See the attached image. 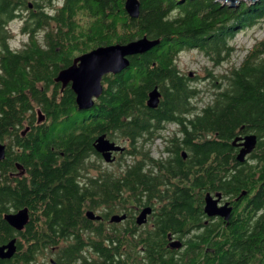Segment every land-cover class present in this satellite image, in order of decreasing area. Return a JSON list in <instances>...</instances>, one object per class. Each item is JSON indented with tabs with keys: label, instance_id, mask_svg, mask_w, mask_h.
<instances>
[{
	"label": "trees",
	"instance_id": "trees-1",
	"mask_svg": "<svg viewBox=\"0 0 264 264\" xmlns=\"http://www.w3.org/2000/svg\"><path fill=\"white\" fill-rule=\"evenodd\" d=\"M29 3L0 0V141L6 146L0 162V245L15 237L2 218L7 204L40 211L44 221L33 218L16 257L0 264H34L53 249L58 264H264V40L248 50L240 66L219 76L208 72L213 100L202 108L194 103L199 91L191 86L197 78L176 65L180 53L191 50L215 66L223 64L234 51L230 41L264 22V0L237 9L217 0H140L138 19L127 14L126 0H36L33 8ZM14 21L22 22L20 35L26 38L16 49ZM143 37L161 43L131 57V67L106 82L90 115L102 124L88 134L68 133L83 114L71 88L59 91L58 74L79 55ZM156 87L161 101L150 109L149 94ZM39 112L47 120L41 125ZM151 120L156 130L163 121L179 123L182 136L172 143L190 153V167L180 161L165 169L171 183L187 181L197 166L194 183L162 189L164 182L150 179L142 173L144 162L137 163L125 177L105 176L90 190L89 208L101 198L105 222L87 220V194L75 178L93 135L116 130L134 144L150 132ZM250 134L257 136V148L240 164L232 144ZM16 164L29 169L30 181L11 184ZM208 192L229 196L232 216L188 239L183 250H172L166 234H127L124 228L134 221L124 228L106 226L113 214L128 212L133 198L147 196L169 198L160 210L161 231L186 232L202 221Z\"/></svg>",
	"mask_w": 264,
	"mask_h": 264
},
{
	"label": "flooded vegetation",
	"instance_id": "flooded-vegetation-1",
	"mask_svg": "<svg viewBox=\"0 0 264 264\" xmlns=\"http://www.w3.org/2000/svg\"><path fill=\"white\" fill-rule=\"evenodd\" d=\"M79 56H82V55H79ZM79 56H77V57H79ZM119 75L120 74H118V75L109 74V75L104 76L103 81H102L104 90L107 87L106 82L118 77ZM189 76L191 77V75H189ZM192 77H194V76H192ZM56 78H55V84L60 86V88H58L60 92H63L66 88H71V90H72V84L71 83L67 87H63V84L56 82ZM161 97H162V94H161ZM97 101L98 100L95 101L96 104H98ZM96 104H95V106H96ZM95 106H94V108H95ZM94 108H92L89 111H80L78 108V110L80 112H82L83 116L76 119V122L74 123V125H72L69 128L68 133H70L72 131H76L77 134L82 133V132L85 134H88L89 131L94 130L97 127V124H102L101 119L90 116L91 113H93ZM45 121H47L45 117H44V120L41 122H39V118H38L37 124L41 125ZM149 124L151 125L150 126V132L147 133V135H144L143 138H139L134 144L132 143V141L130 139L121 138L120 137L121 135L116 130H114L113 132H109V133H103V132L100 133V131H97L93 135L92 140H91L92 150H90L89 152H86L83 155V158L81 159L80 165L77 166V169H76L77 174H76V178H75L76 184L79 185L84 190V192L87 194L86 198H85V207L83 208L84 217L87 220H89L91 222H105L104 218L102 216V213L104 211V207H103V205H101V201H102L101 198L96 199L97 202L100 203V205H97L96 207H92L94 209L89 208V205L91 204L90 201L92 200L91 199L92 197H90V195H89L90 190L94 187H97L98 185H101L102 180L104 179L105 176H111L115 179L125 177V175L127 173V169L133 168V166L136 165L137 163L144 162V164H142V166H141L142 167L141 168L142 173L149 176L150 179L158 178L160 181L164 182V184H163L164 186L162 187V189H165L166 187H168L170 184H172L174 182L175 183L182 182V186H183V184L190 186L192 183H194L195 178L197 177L196 176L197 172H198L197 166L194 167L192 171L191 170L189 171L187 181H185V180L180 181L179 179L176 178V179L171 180V183H169L168 172L165 169V167L167 165L175 166V167L180 165L179 164L180 161L182 162L183 165L185 164L187 167H190V164H189L190 153L187 152L186 150H181V148H176L175 145H173V143H172L176 138H180L182 136L181 126L179 125V123L177 121H163V122H161V124H159L157 126L158 127L157 130L155 129L156 122H154V120H151V122ZM102 136H105L106 139L109 140L111 143H114L117 146H121V147L125 148V151L123 153H121V152H113L112 153V156H111V160H113L112 162H107L105 160L103 154L99 153L96 149V142ZM119 140H121V142ZM122 141L124 142L123 144H122ZM156 141H159L161 143V145H163L162 148L157 150L156 154H154L155 152H153V150H151V149L145 150V148H144L145 146L153 145ZM126 144H127V146H126ZM62 157H63V155H62ZM19 165H21V164H19ZM17 166H18V164H16L14 166L15 167L14 170H11L9 172V178L11 180V184L16 185L17 182L14 181L15 179L20 180V181H22L23 179H26V180L30 181L29 169L25 168L22 165L25 174L22 177H18V174L20 171L18 170ZM192 180H193V182H191ZM208 193H210V192H208ZM217 193H214V194L210 193V194L215 196V194H217ZM131 201H132V203L128 206V212H122L120 214H113L112 215V216H114V215H126L127 216L126 220L123 221L122 223L114 224V223H111L112 216H110L108 218V221H107L109 229H111L110 228L111 225H117L119 227L120 226L124 227V226H126L127 222L134 221L135 225L130 224L129 227L126 226L124 228V229L127 228V230L129 231L128 232L126 230L127 234H136L137 235L139 233H147V232L166 234V236L168 238L173 237L174 238L173 240H180L183 242V247L180 250H183L185 248L186 241L188 239L203 233L205 231V228L210 227V225H212L213 223H216L218 221H222V222L225 221L221 217H213V218L208 217L205 214L204 209H203V215L201 216L202 221L198 224V227L191 228V229L189 228L190 230L187 229L186 232L176 231V233H174V232L169 231V230H166L167 232H164V231H161L159 229V225H160L159 222L161 220H163V218H164V216H163L162 212H160V210L167 203V201H169V198L157 197V198H150L149 199V197L146 196V197H141L140 199L139 198H133ZM147 202H149L150 204L144 206V204ZM226 203H230V206H233L231 204L232 202H231L230 197L223 195V198L220 201L219 206H223ZM25 208L29 209V215H30L29 223H28V225H26L25 229L22 232H18L15 229H13L11 226H9L13 229L14 234H15V237L12 238L11 240L17 239L18 248H19V243L24 242V240L21 236L27 230V227L30 225L31 220L33 218H37V216H38L40 220L42 219L44 221V217L40 211L32 212L29 207L15 208L12 204H7L6 212H4L2 214V218L5 221L6 215L16 214ZM145 208H151L152 213L150 215H148V217L146 219V223H144L143 225H138L137 224V218L139 217V215L141 214V212ZM204 208H205V198H204ZM89 211L94 212V214L96 216H100L101 220L100 221L90 220L87 217V213ZM39 227L42 228L41 223H39ZM179 236H182V237L184 236V238L182 240L178 239ZM11 240H9L7 243H4L0 246L8 244ZM17 254H18V250H17L16 255ZM16 255H15V257H16ZM13 259H11V260H13ZM52 260H54V259H52ZM52 260H50V263ZM3 261H10V260H3ZM54 261H56V260H54Z\"/></svg>",
	"mask_w": 264,
	"mask_h": 264
},
{
	"label": "water",
	"instance_id": "water-1",
	"mask_svg": "<svg viewBox=\"0 0 264 264\" xmlns=\"http://www.w3.org/2000/svg\"><path fill=\"white\" fill-rule=\"evenodd\" d=\"M260 0H217L223 6L237 9L241 3L248 5H256ZM29 7L33 8V3H29ZM125 9L127 14L132 19H138L141 13L140 0H126ZM160 40H151L148 37H143L137 41H132L128 44H114L110 46L99 47L89 53L77 57L73 65L62 70L56 78L57 83L67 87L72 84V90L76 95V104L80 111H89L94 108L96 100L104 93L103 77L109 74L118 75L127 71L131 67L130 58L139 56L152 51L159 46ZM161 101V93L156 87L150 94L148 99V107L157 109ZM44 120V116L39 112V122ZM258 138L255 134H250L245 137L236 138L233 146L239 149L237 161L244 164L247 158L256 150ZM96 149L103 154L107 162H112L111 156L113 152L125 151V148L117 146L106 139L105 136L100 137L96 142ZM186 155V154H185ZM6 158V146L0 141V162ZM20 171L18 177H22L25 172L22 165L17 166ZM246 195V194H244ZM223 194L218 192L213 196L207 193L205 196V214L210 217H221L225 221H229L233 207L230 203L219 206ZM152 213L151 208H145L137 218V224L143 225L146 223L148 215ZM87 217L92 221H100L101 217L96 216L94 212L89 211ZM126 215H114L111 218V223L119 224L125 221ZM30 219L29 209L25 208L16 214H8L5 216V221L18 232H22ZM170 247L173 250H180L183 247V242L173 240L169 237ZM18 250L17 239L11 240L8 244L0 246V260H11L15 257ZM51 264H58L52 260Z\"/></svg>",
	"mask_w": 264,
	"mask_h": 264
},
{
	"label": "rangeland",
	"instance_id": "rangeland-1",
	"mask_svg": "<svg viewBox=\"0 0 264 264\" xmlns=\"http://www.w3.org/2000/svg\"><path fill=\"white\" fill-rule=\"evenodd\" d=\"M36 0H29L34 3ZM22 27L21 21H14L10 24V28L15 35L12 41L14 48H20L25 37L20 36V29ZM264 40V22L258 23L253 28H248L240 31L233 40L230 41V46L233 47L234 51L231 57L219 66L213 65V63L197 50L185 51L180 53L177 58L176 65L180 72L184 75H191L197 78L192 87L199 91L197 100L194 103L202 108L204 105L210 103L213 100V88L211 86L212 80L208 77V72H212L214 76H219L229 71L232 66L238 67L243 62L248 50L253 47L257 42ZM83 116V115H82ZM121 142V140H119ZM124 142L122 141V144ZM155 144V145H154ZM153 145L145 146V150L151 149L154 154L157 150L162 148L163 145L159 141H156ZM127 146V144H126ZM108 228V223L106 225ZM123 226H120L122 228ZM125 227V226H124ZM123 227V228H124ZM62 245H65L64 243ZM57 249L45 250L43 253L36 257L34 264H51L50 260H56Z\"/></svg>",
	"mask_w": 264,
	"mask_h": 264
}]
</instances>
